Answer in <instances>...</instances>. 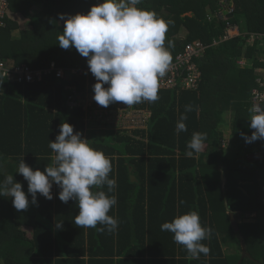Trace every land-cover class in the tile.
<instances>
[{
  "label": "trees",
  "instance_id": "trees-1",
  "mask_svg": "<svg viewBox=\"0 0 264 264\" xmlns=\"http://www.w3.org/2000/svg\"><path fill=\"white\" fill-rule=\"evenodd\" d=\"M233 1V12L218 18L214 16L218 0H142L138 7L172 21L166 33V46L169 40L173 43L169 48L172 58L196 40L207 48L195 61L201 73L199 88L159 91L156 102L144 103L151 111L146 128L126 129L99 121L97 116L90 119L81 105L67 104L71 92L68 87L81 99H85L86 90L93 93V88L87 89L85 75L69 71L88 68L87 58L75 48L65 50L58 45L64 28L59 14L65 19L86 14L102 0H9V9L29 18L30 24L20 30L6 19L0 33V59L28 65L32 70L53 63L66 71L63 78L52 74L34 84L0 78V180L13 175L30 202L27 210L17 211L12 198L0 197V264H259L254 256L259 247L255 242L264 220L261 223L257 216L255 223H237L242 242L237 241L245 247L240 260L239 255L227 259L221 250L225 242L221 244L219 237L222 234L227 243L232 238L229 213L242 217L260 209L264 214V156L258 160L262 168L245 173L247 177L241 175L249 179L244 183L239 184L237 176L230 175L222 181L219 172L222 168L225 175L226 165H233L222 157V116L232 118L233 133L251 136V92L256 87L257 68L264 67L263 38L251 43L252 35L264 37V0ZM34 5L39 8L30 17L27 9ZM207 13L211 15L209 20ZM237 18L244 19L246 33L222 40L228 25H238ZM180 33L186 37L177 38ZM89 78L88 83L93 85V75ZM189 104L197 110L187 113V131L177 134V120ZM64 122L111 160L110 178L117 181V187L114 193H107L106 187L103 190L117 197V205L109 212L119 221L113 233L77 227L73 222L79 213L77 202L63 203L58 198L61 189L55 183L53 199L37 193V204H32L28 183L16 172L22 158L33 170L43 171L51 164L54 153L49 143L55 141ZM194 132L207 135L202 152L208 154L206 163L199 153L192 157L185 154ZM254 143L256 148L261 147L260 140L246 144L252 149ZM235 170L239 176L240 170ZM191 210L198 212L202 226L212 229L211 238L202 241L210 253L201 254L199 259L190 258L185 248L174 242L172 233L161 231L164 222ZM56 222H62V228H56ZM25 227L31 229L30 239L22 230ZM258 250L264 259L263 246Z\"/></svg>",
  "mask_w": 264,
  "mask_h": 264
},
{
  "label": "clouds",
  "instance_id": "clouds-1",
  "mask_svg": "<svg viewBox=\"0 0 264 264\" xmlns=\"http://www.w3.org/2000/svg\"><path fill=\"white\" fill-rule=\"evenodd\" d=\"M141 2L102 0L86 14L78 13L66 19L64 14H59L64 20V28L63 34L58 36V45L65 50L75 48L87 58L88 69L97 81L93 85V99L99 106L107 108L121 102L130 107L145 102L154 103L159 99V81L172 62L169 51L172 41L169 40L165 46L166 33L172 21H165L158 18L155 12L138 7ZM221 8L218 3L215 17L227 16H217ZM209 16L207 13L208 20ZM239 35L237 30L236 36ZM194 110L197 109L193 105H185V112L176 123L177 134L187 131V113ZM250 114L249 127L254 131L251 136L241 135L246 143L264 140V108H252L251 103ZM206 139V133L194 132L186 145V156L192 157L194 153L201 152ZM49 148L54 155L51 164L46 165L43 171L33 170L23 158L16 171L28 183L31 203L37 204V193L48 200L53 199L51 189L55 183L61 189L58 198L63 203L69 200L77 202L79 213L73 221L77 227L108 233L117 231L119 221L109 215L117 205L116 195L107 194L114 193L117 187V181L110 178V158L90 146L80 132L74 133L73 126L68 122L59 126V134L55 141H50ZM224 148L222 140L221 149ZM105 187L107 193L103 190ZM0 197L12 198L17 211L29 207L22 184L11 174L0 180ZM98 225L102 227L98 228ZM55 226L62 228V222H56ZM161 231L172 233L174 242L183 246L192 259L210 253V248L202 241L211 238L212 229L202 226L195 210L178 215L171 222H164Z\"/></svg>",
  "mask_w": 264,
  "mask_h": 264
},
{
  "label": "built area",
  "instance_id": "built-area-1",
  "mask_svg": "<svg viewBox=\"0 0 264 264\" xmlns=\"http://www.w3.org/2000/svg\"><path fill=\"white\" fill-rule=\"evenodd\" d=\"M219 0V4L222 7L220 13L217 16L228 15L233 12V9L229 7V3ZM9 0H0V32L6 27V19H9ZM235 30V31H234ZM236 27L232 25L227 26V30L222 40L233 38L237 33ZM263 38L259 35L251 36V43L256 38ZM182 39V38H180ZM217 42L214 41L212 44L215 45ZM166 46V41H165ZM167 47V46H166ZM207 46L200 40H196L187 43L182 50L176 52L172 58L171 66L166 75L159 81V91H196L201 83V73L195 63L205 52ZM264 62V60H263ZM64 68H56L52 63L48 68H42L32 70L26 65L12 66L5 62L0 61V78L8 79L12 83L17 84H34L40 83L45 77H49L52 74L56 78H63ZM73 75H85L88 87L93 88V85L97 82L94 78L93 85L88 83L89 75L91 72L88 68L85 70L69 69ZM94 77V76H93ZM106 87L108 85H105ZM71 90L68 96V106H82V108L88 111L90 119L97 116L98 120L106 122L112 125H118L126 129H143L146 128V124L149 121L151 111L145 107H138L140 104H136L130 107L127 105L116 102L109 105L107 108H102L93 99L94 92L88 93L90 90H86L85 99L78 97L77 92L68 87ZM251 103L253 107H259L264 104V79L256 80V88L251 92Z\"/></svg>",
  "mask_w": 264,
  "mask_h": 264
},
{
  "label": "rangeland",
  "instance_id": "rangeland-1",
  "mask_svg": "<svg viewBox=\"0 0 264 264\" xmlns=\"http://www.w3.org/2000/svg\"><path fill=\"white\" fill-rule=\"evenodd\" d=\"M223 2L229 3L228 5H229V7L231 9H234L235 8L233 6V4H234V1L233 0H224ZM37 10L38 9L31 10V14L32 15L35 14V12H37ZM8 14H10V13H8ZM16 18H17V20H19L18 16L16 17V16L12 15V19L16 20ZM237 19H238V25L235 26V27L239 29V30L237 29L239 33L245 34L246 33V30H245V22H244V19H242V18H237ZM235 33H237V32H235ZM185 37H186V35L184 33H180V34L177 35V38H182L183 39ZM0 61L5 62L8 65L20 66V65H14L7 58L6 59H0ZM22 65H25V64H22ZM26 66L29 67L28 65H26ZM229 117L230 116L228 114H224L222 116L221 124L219 125V131H220V133L221 134H226L224 136V139H223L224 140V147L225 148L222 150V157H224L228 162L233 163V165H230V166L229 165H226L227 166V173L224 175V177L227 178V175H228V179H229V175L231 177H236L237 176L236 178H238V181L241 180V182L244 183V181H249V179L248 178L247 179H244V178H242V176H246L245 173H249V174L251 173V174H253L254 172H256L258 170L257 169L258 167H261L262 168L263 163H260V165H259L258 162H260V161H256L254 159V155L255 154L253 152L255 150L257 152V149H258V148H256V145H257L256 143L252 144V146H253L252 149H249L247 147V144H246L245 140H244V143H239V146L232 145L231 142H229V143L227 142L228 136L230 135L229 134V132H230V128H229ZM91 126H93V128H95V131H98L99 128H100V127H98L95 124H91ZM253 131H254V129H253ZM104 132L105 131H102L101 133H104ZM109 132H112V131L110 130ZM238 139H239L238 141H241L242 140L240 138H238ZM260 142L261 143H264V140H260ZM258 150L260 151L259 154L263 153L264 152V144H263V147L262 148H259ZM233 167H235V168L233 169ZM235 169H240L239 176L237 174L238 171H236ZM224 180L225 179L223 178V181ZM249 184H251V183H249ZM244 185H246V184H244ZM243 190L245 192V188H243ZM263 191H264V189H263ZM257 211L258 212H256V213H251V214L245 215L244 218L240 219L241 224H251V223H255V222H257V216L259 217V221L262 223L263 220H264V214L262 212H260L261 211L260 209L257 210ZM238 224H240V223H238ZM239 227H240V225H239ZM22 230H23V232L25 234V237L27 239H30L31 238V229L29 227H25ZM259 234H260V236L258 237V240L255 242V246H257V245L259 247H262L263 246V248H264V227L260 229ZM230 236H232V238L230 240L227 238L228 239L227 241H230V243L228 242L229 243L228 244L226 242V240H222V237L223 236H222V234H220L219 237H220L221 244H223L225 242L224 245L221 246V250L225 254V256H228L227 259H231L230 257H233V253H235V255H239V258L238 259L240 260V259H242L241 257L244 255V252H245V251L243 252V250L245 249V247L242 244H239L238 241H237V238H238L239 242H242L241 241L242 240L241 239V236L239 235L238 231H236V232L233 231V233H231ZM259 247H258V249H259ZM258 249H257V251L254 252V254H255L254 256L258 260L259 264H264V259H262V257H263L262 256V251H260ZM232 251H233V253H232ZM239 262H238V264H239Z\"/></svg>",
  "mask_w": 264,
  "mask_h": 264
},
{
  "label": "crops",
  "instance_id": "crops-1",
  "mask_svg": "<svg viewBox=\"0 0 264 264\" xmlns=\"http://www.w3.org/2000/svg\"><path fill=\"white\" fill-rule=\"evenodd\" d=\"M39 7H38V5H34L33 7H30L29 9H27V11H28V14H29V16L31 17V10H33V9H38ZM9 20L10 21H12V22H14V23H16L17 24V26H18V28L20 29V30H23V29H25V28H27L28 26H29V24H30V20H29V18H26V17H24L21 13H19V12H14V11H12V10H10L9 9ZM12 15H14V16H18V18H19V20H17V18H16V20H14V19H12ZM238 29V28H237ZM239 30V29H238ZM257 71H258V77H257V79H264V68H257ZM41 82H43V81H41ZM40 82V83H41ZM232 125H233V122H232V118L231 117H229V128H230V132H229V136H228V140H227V142L229 143V142H231V144L232 145H237V146H239V143H244V138H243V136L240 134V135H238V134H235V133H233V131H232ZM226 134H222V140L224 139V136H225ZM238 138H240V139H242L241 141H238L239 139ZM224 141V140H223ZM263 144L264 143H262L261 144V147L260 148H262L263 147ZM259 149V148H258ZM257 149V152L256 151H254L253 153L255 154L254 155V159L256 160V161H258V160H260L261 159V157L264 155V152L263 153H261V154H259V150ZM202 152H204L203 151V149H202V151L201 152H199V157H200V160H202V163H206L207 162V153L206 154H203ZM198 157V156H197ZM203 157V158H202ZM238 170H240V169H238ZM219 172H220V176H221V179H222V177H224V170L222 169V168H220L219 169ZM222 181H223V179H222ZM242 182H241V180L239 181V184H241ZM238 214H239V212H237ZM243 216L241 217H236L237 215H236V213H234L233 214V216H234V219H235V221H236V223H241V221H240V219H242V218H244L245 217V215H248L247 213H244V214H242ZM239 220H238V219ZM252 224V223H251ZM230 243V242H229ZM228 243V244H229ZM232 253H233V251H232ZM233 255H235V253H233Z\"/></svg>",
  "mask_w": 264,
  "mask_h": 264
},
{
  "label": "water",
  "instance_id": "water-1",
  "mask_svg": "<svg viewBox=\"0 0 264 264\" xmlns=\"http://www.w3.org/2000/svg\"><path fill=\"white\" fill-rule=\"evenodd\" d=\"M250 119H251V114H250ZM228 216H229L230 224H231L233 230L236 232L237 231V223L234 219V216L232 213H229Z\"/></svg>",
  "mask_w": 264,
  "mask_h": 264
}]
</instances>
